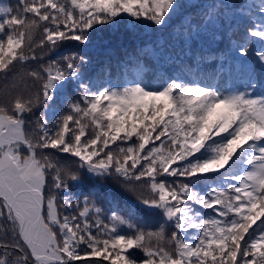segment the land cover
Here are the masks:
<instances>
[{"label": "snow or ice", "instance_id": "1", "mask_svg": "<svg viewBox=\"0 0 264 264\" xmlns=\"http://www.w3.org/2000/svg\"><path fill=\"white\" fill-rule=\"evenodd\" d=\"M200 7L0 4V76L35 64L20 77L24 88L0 103V264H264V0L202 13L223 23L227 9L228 27L243 28L231 49L240 86L189 80L183 70L149 81L138 60L116 80L86 71L105 27L167 28L192 16L185 31L193 39L203 25L188 9ZM68 44L77 51L60 54ZM108 181L123 188L124 207L106 211L91 199L110 192ZM156 217L163 223L149 226Z\"/></svg>", "mask_w": 264, "mask_h": 264}, {"label": "trees", "instance_id": "2", "mask_svg": "<svg viewBox=\"0 0 264 264\" xmlns=\"http://www.w3.org/2000/svg\"><path fill=\"white\" fill-rule=\"evenodd\" d=\"M180 2L189 5H203L200 8L188 9L189 12L197 14V22L203 25L193 31V39H189L185 31L187 22L193 19L192 16L174 21L167 28L159 26L145 28L143 24L128 23H121L114 28L105 27L102 31L95 33L94 45L89 49L91 64L86 68L87 75L96 77L107 74L116 80L129 68L134 67L138 60L145 67L144 77L149 81L154 80L160 73L174 75L183 70L189 80H203L205 83L219 85L221 88L240 86L243 77L239 71V63L232 58L231 49L242 36L243 28L237 32L234 27H228L231 23V12L227 9L223 10L227 13L223 18V23L220 20L209 23L202 16L208 5L231 3V0H180ZM259 2L260 0H243L244 4L258 5ZM16 3L17 0H0V4L13 8ZM36 39H39V35ZM41 51L46 56L48 55L47 49H37V54L39 55ZM70 51H77V49L72 44H68L60 50V54H67ZM249 57L254 59L251 50ZM51 58L56 57L53 55ZM31 67H35V64L23 68L17 65V75L9 76L7 79L0 76V103L8 102L24 88L20 77ZM27 83L29 86L32 85L31 80ZM68 91L70 99H76L77 93L71 87ZM59 107V114H64L67 102ZM42 111L43 109L38 107L33 115L28 117L30 121H33V127H35L36 117L40 116ZM61 159L67 161V154H62ZM108 183L111 186L110 192L97 193L91 199H95L106 211L109 206L116 204L124 207V198L118 195L124 191L123 188L113 181H108ZM128 199H135V197H128ZM210 211L204 210L205 213ZM147 223L149 226L158 227L163 220L159 217L150 218ZM172 230L174 229L170 228L169 232ZM136 255L140 256L142 253L136 250Z\"/></svg>", "mask_w": 264, "mask_h": 264}, {"label": "rangeland", "instance_id": "3", "mask_svg": "<svg viewBox=\"0 0 264 264\" xmlns=\"http://www.w3.org/2000/svg\"><path fill=\"white\" fill-rule=\"evenodd\" d=\"M257 23L259 22V21H256ZM253 55V54H252ZM253 58L255 59V57L253 56Z\"/></svg>", "mask_w": 264, "mask_h": 264}]
</instances>
